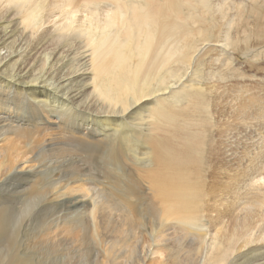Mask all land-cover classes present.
Returning <instances> with one entry per match:
<instances>
[{
    "label": "bare ground",
    "instance_id": "obj_1",
    "mask_svg": "<svg viewBox=\"0 0 264 264\" xmlns=\"http://www.w3.org/2000/svg\"><path fill=\"white\" fill-rule=\"evenodd\" d=\"M2 3L0 264H264V0Z\"/></svg>",
    "mask_w": 264,
    "mask_h": 264
},
{
    "label": "rangeland",
    "instance_id": "obj_2",
    "mask_svg": "<svg viewBox=\"0 0 264 264\" xmlns=\"http://www.w3.org/2000/svg\"><path fill=\"white\" fill-rule=\"evenodd\" d=\"M6 7V3H2V4H0V11L2 10V9H4ZM81 16V15H80ZM47 24V23H46ZM51 25L50 24H47V25H45V23L44 24H42L41 23V25L39 26V28H40V30H43L44 28H48V27H50ZM28 33H30V34H32L33 36H32V40L36 37V31L35 32H31L30 30H28L27 31ZM26 32V33H27ZM199 32V31H198ZM206 46V47H205ZM213 45H209V44H204L203 46H201L200 48H199V50H198V52L196 53V55H198V54H200L201 52L200 51H202V53H204V51H206L207 49H209L210 47H212ZM215 46H217L219 49H220V45H215ZM203 47H204V49H203ZM261 47H257V48H255V49H253L252 51H250V52H248L247 54H245V55H247V57H250V59L252 58V57H254L255 56V54L257 53H260V52H262L263 50V48H261ZM201 53V54H202ZM228 53H230V55H231V57H234V55H236L235 54V52H233L232 50H229V52ZM237 54H238V52H236ZM254 54V55H253ZM251 55H253V56H251ZM243 57H242V59H246V56H244V55H242ZM260 58H262V57H260ZM254 59V58H253ZM254 61H257V59H254ZM260 62H264V60H260ZM235 65V64H234ZM192 70H193V67L190 69V71H189V73L186 75V78H188L189 77V75H191V73H192ZM258 78V77H257ZM235 78H233L232 80H234ZM260 79V78H259ZM174 88H176V89H174V90H176V91H178L179 89V86L177 87V86H175ZM169 97V95H166V96H164L163 98H168ZM264 209V208H263ZM262 211H264V210H262ZM115 215V214H114ZM116 216H114L113 218L115 219V220H117L116 218H115ZM255 234H257V232L255 233ZM254 235V234H253ZM211 243V242H210ZM259 246V245H261V244H259V243H253V245H252V247L253 246ZM241 254H245V253H247V248H245L244 250H242L241 252H240ZM235 256H237V254L236 253H234L233 254V258L235 257ZM231 257V259H233ZM205 258H206V256H204V258H203V260H202V262L203 261H205ZM231 259H230V261H231Z\"/></svg>",
    "mask_w": 264,
    "mask_h": 264
}]
</instances>
